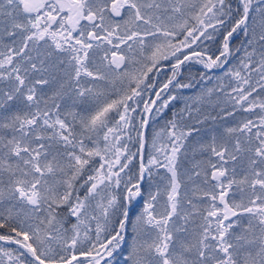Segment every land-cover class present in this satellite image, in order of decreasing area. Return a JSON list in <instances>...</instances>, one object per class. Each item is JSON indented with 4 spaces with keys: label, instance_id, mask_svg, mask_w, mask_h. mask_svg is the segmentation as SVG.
I'll use <instances>...</instances> for the list:
<instances>
[{
    "label": "snow or ice",
    "instance_id": "1",
    "mask_svg": "<svg viewBox=\"0 0 264 264\" xmlns=\"http://www.w3.org/2000/svg\"><path fill=\"white\" fill-rule=\"evenodd\" d=\"M0 264H264V0H0Z\"/></svg>",
    "mask_w": 264,
    "mask_h": 264
},
{
    "label": "trees",
    "instance_id": "2",
    "mask_svg": "<svg viewBox=\"0 0 264 264\" xmlns=\"http://www.w3.org/2000/svg\"><path fill=\"white\" fill-rule=\"evenodd\" d=\"M186 94H190V93H186Z\"/></svg>",
    "mask_w": 264,
    "mask_h": 264
}]
</instances>
